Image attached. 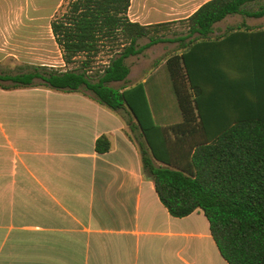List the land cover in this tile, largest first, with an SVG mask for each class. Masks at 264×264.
Masks as SVG:
<instances>
[{"label": "crops", "instance_id": "obj_1", "mask_svg": "<svg viewBox=\"0 0 264 264\" xmlns=\"http://www.w3.org/2000/svg\"><path fill=\"white\" fill-rule=\"evenodd\" d=\"M65 1L12 6L20 17H54ZM206 1L130 0L127 16L140 24L175 22ZM42 6L50 10L43 13ZM229 17L233 25L222 24ZM49 37L55 42L51 27ZM160 43L127 57L126 79L109 85L125 91L134 106L141 101L137 86L142 85L148 105L142 74L162 68L165 79L160 76L165 83L168 76L177 99L166 61L175 53L184 56L196 87L189 88L197 102L194 116L205 127L172 131L183 120L177 100L179 121L155 123L148 105L151 118L144 123L155 164L188 170L195 145L220 127L240 118L264 119V16L227 15L206 37L150 61L148 52ZM59 53L53 65L35 64L64 67ZM133 123H138L134 114L110 109L85 89L0 86V264H228L201 209L175 217L161 203L143 171L138 141L144 137L139 127L130 128ZM101 136L110 144L105 152L95 150Z\"/></svg>", "mask_w": 264, "mask_h": 264}, {"label": "trees", "instance_id": "obj_2", "mask_svg": "<svg viewBox=\"0 0 264 264\" xmlns=\"http://www.w3.org/2000/svg\"><path fill=\"white\" fill-rule=\"evenodd\" d=\"M129 1L68 0L65 12L50 21L64 67L33 65L13 74L0 72V86L85 89L110 109L134 114L138 123L130 124V128L134 131L139 127L144 137L138 141L143 171L151 176L159 200L169 213L183 217L201 209L228 264H264V119H235L220 127L213 137L198 142L191 154V169L184 170L174 164L156 165L146 135L144 119H150L151 113L142 85L137 86L141 93L138 108L125 91L109 85L126 79L127 57L165 41L177 40L182 48L191 40L206 37L216 22L230 14L264 16V0H207L180 20L187 27L186 34L176 38L163 32L171 22L140 24L129 20ZM249 3H257V7L247 8ZM142 38L147 41L141 44ZM106 46L113 54L91 73L90 57ZM80 54L84 58L76 64ZM184 63V56L179 53L166 61L183 114V120L173 124L171 130L182 134L191 128L205 127L203 119L194 116L197 102L189 92L192 86ZM7 81L10 82L2 83ZM109 145L108 139L101 136L95 141V150L105 152Z\"/></svg>", "mask_w": 264, "mask_h": 264}, {"label": "rangeland", "instance_id": "obj_3", "mask_svg": "<svg viewBox=\"0 0 264 264\" xmlns=\"http://www.w3.org/2000/svg\"><path fill=\"white\" fill-rule=\"evenodd\" d=\"M15 1L27 2L28 0H0V14L5 12V16L0 17V48L4 47L6 50L0 60V67L7 68L9 73H16L20 70H28L29 67L36 65L35 63L55 64L57 63L58 55L61 51L56 42L50 39L49 29L52 17H20L17 13V7H13ZM32 1V0H29ZM68 0L63 3L55 16H60L68 6ZM248 8H256L257 3H249ZM251 5V6H250ZM42 12L46 13L50 7H41ZM6 20V21H5ZM233 25V17H229L222 24ZM7 27V28H6ZM186 26L181 21L169 23L164 34L167 37H173L175 34L180 35L186 32ZM180 33V34H179ZM147 38H142L139 42L145 43ZM168 42V41H167ZM179 48V42L166 44L160 43L153 48V52H148L150 61H161L166 55H170ZM107 46L95 56L90 57L89 71L94 73L95 70L100 69L104 63L108 61L110 55L113 54ZM84 58V54L77 57L76 64ZM152 58V60H151ZM133 58L130 57L129 61ZM146 63L148 59L144 60ZM132 68L135 66L131 64ZM146 67V66H145ZM28 68V69H27ZM135 68V67H134ZM165 68V67H164ZM134 70V69H133ZM151 69L142 75L146 76L145 83L146 94L148 98V105L153 114L155 123L160 125L171 124L181 119L177 99L170 87V79L166 76V83L161 76L162 68L158 73L151 74ZM161 75V76H160ZM142 77L137 80L140 81ZM165 79V78H164ZM40 81L35 79V82ZM10 82V81H7ZM115 85V84H114Z\"/></svg>", "mask_w": 264, "mask_h": 264}]
</instances>
